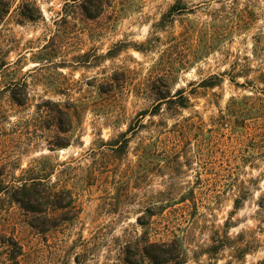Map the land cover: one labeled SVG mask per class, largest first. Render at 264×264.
I'll return each mask as SVG.
<instances>
[{"label":"rangeland","instance_id":"374dc122","mask_svg":"<svg viewBox=\"0 0 264 264\" xmlns=\"http://www.w3.org/2000/svg\"><path fill=\"white\" fill-rule=\"evenodd\" d=\"M80 2L0 0V264H154L133 255L144 240L177 241L180 264H264V0H128L97 19ZM181 89L189 109L151 115ZM33 178L72 191L69 221L32 227L12 187Z\"/></svg>","mask_w":264,"mask_h":264},{"label":"trees","instance_id":"16d2710c","mask_svg":"<svg viewBox=\"0 0 264 264\" xmlns=\"http://www.w3.org/2000/svg\"><path fill=\"white\" fill-rule=\"evenodd\" d=\"M78 1V0H75ZM128 0H81L80 7L83 13L89 19H97L99 18L105 11L106 8H114L116 4H120L124 6ZM131 2H136L137 0H130ZM0 8V18L3 14H6L9 11V7L4 4ZM174 10V9H173ZM124 11V7L121 9V12ZM225 39V36L222 39ZM212 46L211 44H207L205 47H201L193 52V61L195 62L201 58H206L211 54ZM190 60L180 65H172L169 66L166 71H169L172 76H175L174 73H178L183 69H188L190 66ZM245 72H237L236 74L229 75L230 81L235 83V78L244 75ZM223 76V75H222ZM212 76L207 81L203 82V84L208 88H214L223 82V77ZM245 84H251V81L248 80L247 76ZM169 77H161L160 82L165 83V79L168 80ZM245 84H236L241 87H245ZM158 93V101L157 105L154 109V112H151L152 116L157 115L158 111L161 110V106L163 103L168 105V110L173 112H180L181 110H187L191 106V99L189 96L185 94L183 89L178 90L173 96L168 94H163L162 92ZM251 100H253L251 98ZM14 101L18 104H23V100H18L14 98ZM236 100L232 99L228 110L229 116L239 115L242 111L238 105L235 104ZM255 111L259 110V107H251V109ZM146 113H142L141 116L144 117ZM197 122H194L190 119H185L183 122L178 123L175 127L180 130H187L189 127L196 126ZM198 125V124H197ZM191 129V128H190ZM130 129L128 130V132ZM45 171V170H43ZM10 188L5 186V184H0V193L9 190ZM12 199L15 203L21 206L23 210H25L28 214L33 215V218L30 221L32 227L39 229L41 232H45L49 229V227L53 228L56 224V219H48L49 212L51 211H60V219L69 221L68 215L69 213L76 211V205L73 198V193L71 190H66L64 192L58 191L56 186H49L45 183L42 178H33L24 180L19 186L14 185L12 187ZM163 207H155L151 206L147 208L146 213L147 216H141L138 218V222L141 224H150V222L146 219L148 217L153 218L156 216L157 211H162ZM66 217V218H64ZM148 221V222H147ZM51 224V226H48ZM134 256H140L144 259H149L154 264H180L185 258L186 252L182 248V246L177 241H160L155 243H150L144 240L143 244L137 245L135 247ZM131 247L126 249L127 254L131 253ZM16 259V258H14ZM129 264H132L131 260H128Z\"/></svg>","mask_w":264,"mask_h":264}]
</instances>
